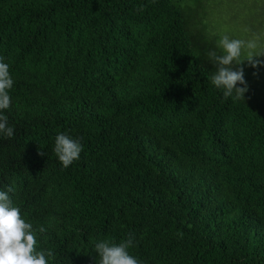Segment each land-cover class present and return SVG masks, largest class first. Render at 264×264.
Wrapping results in <instances>:
<instances>
[{
	"label": "trees",
	"instance_id": "trees-1",
	"mask_svg": "<svg viewBox=\"0 0 264 264\" xmlns=\"http://www.w3.org/2000/svg\"><path fill=\"white\" fill-rule=\"evenodd\" d=\"M205 1L0 0V190L49 264H96V243L129 236L141 264H264V94L208 79ZM59 133L83 146L67 168Z\"/></svg>",
	"mask_w": 264,
	"mask_h": 264
},
{
	"label": "clouds",
	"instance_id": "clouds-1",
	"mask_svg": "<svg viewBox=\"0 0 264 264\" xmlns=\"http://www.w3.org/2000/svg\"><path fill=\"white\" fill-rule=\"evenodd\" d=\"M218 47L222 54L218 55L215 51L208 53L216 66V70L208 79L216 88L223 89L226 99L232 97L233 93L236 99H245L248 87L244 70L243 67L235 66L244 61L252 68L264 64V61L254 59L264 56V46L254 40L233 39L225 34L218 41ZM242 53H246L243 60ZM13 84L9 65L0 57V134L8 138L13 136L14 129L8 125V118L3 114V110L11 106L9 90ZM238 84L244 86L238 87ZM82 150L80 141L67 134L59 133L55 137L54 152L65 168L79 159ZM39 154L43 156L45 153L41 151ZM13 191L12 187L7 191L0 190V264H49L48 258L53 256V253L50 250H38L37 231L22 217L19 207L13 206L8 194ZM38 231L43 233L45 228L40 227ZM133 244L131 236L120 243L107 239L96 243L95 252L99 256L96 264H141V261L128 251Z\"/></svg>",
	"mask_w": 264,
	"mask_h": 264
},
{
	"label": "rangeland",
	"instance_id": "rangeland-1",
	"mask_svg": "<svg viewBox=\"0 0 264 264\" xmlns=\"http://www.w3.org/2000/svg\"><path fill=\"white\" fill-rule=\"evenodd\" d=\"M248 0H206L207 5L204 22L209 32L218 37L228 35L233 39L254 40L264 46V2L261 11ZM260 1V0H259ZM260 5V4H259ZM259 50V48L257 49ZM246 53H242L241 60ZM264 61V56L254 57ZM244 73L251 76L253 84L260 94H264V64L252 68L247 61L242 62Z\"/></svg>",
	"mask_w": 264,
	"mask_h": 264
}]
</instances>
